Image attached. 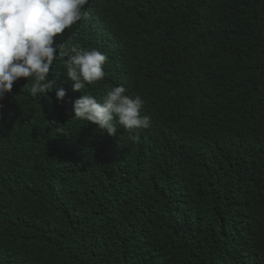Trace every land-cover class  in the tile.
I'll use <instances>...</instances> for the list:
<instances>
[{"label": "trees", "instance_id": "obj_1", "mask_svg": "<svg viewBox=\"0 0 264 264\" xmlns=\"http://www.w3.org/2000/svg\"><path fill=\"white\" fill-rule=\"evenodd\" d=\"M56 39L106 55L150 127L109 136L56 87L0 100V264H264V0H88ZM63 88L62 102L55 91Z\"/></svg>", "mask_w": 264, "mask_h": 264}, {"label": "clouds", "instance_id": "obj_2", "mask_svg": "<svg viewBox=\"0 0 264 264\" xmlns=\"http://www.w3.org/2000/svg\"><path fill=\"white\" fill-rule=\"evenodd\" d=\"M88 0H0V100L11 93L20 78L32 81L30 95H46L57 84L49 79L53 62L65 61L67 81L79 93L73 102L74 118L90 122L113 136L119 128L127 130L128 139H139V130L150 127V118L141 115L143 101L126 95L122 85L113 86L97 99L85 92L86 84L104 79L107 57L96 49H83L70 41H57L66 29L86 18ZM63 88L55 91L62 102Z\"/></svg>", "mask_w": 264, "mask_h": 264}]
</instances>
